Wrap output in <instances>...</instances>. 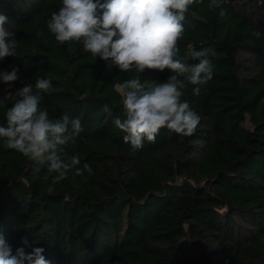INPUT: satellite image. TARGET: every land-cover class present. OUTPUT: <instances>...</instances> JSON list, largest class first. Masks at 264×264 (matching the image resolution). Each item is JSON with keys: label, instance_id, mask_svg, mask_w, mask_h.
I'll list each match as a JSON object with an SVG mask.
<instances>
[{"label": "trees", "instance_id": "obj_1", "mask_svg": "<svg viewBox=\"0 0 264 264\" xmlns=\"http://www.w3.org/2000/svg\"><path fill=\"white\" fill-rule=\"evenodd\" d=\"M209 3L191 6L178 42L181 57L190 44L215 52L200 95L191 84L183 89L201 116L194 135L161 129L134 152L113 123L123 118L114 85L164 81L170 72H121L80 42L61 45L47 21L62 0H0L18 41L16 55L0 62V70L20 69L12 91L49 79L40 109L53 121L79 118L84 129L59 152L65 161L78 156L82 174L73 169L55 184L47 162L0 138V233L13 254L26 237L50 264H264V0H225L224 17ZM11 106H0V126Z\"/></svg>", "mask_w": 264, "mask_h": 264}, {"label": "clouds", "instance_id": "obj_2", "mask_svg": "<svg viewBox=\"0 0 264 264\" xmlns=\"http://www.w3.org/2000/svg\"><path fill=\"white\" fill-rule=\"evenodd\" d=\"M224 2L210 0L208 7L221 9L219 15L224 17ZM196 3L197 0H62V6L47 21L57 42L82 43L86 52L105 61L109 69L115 66L121 72H170L164 81L142 82L136 76L114 85L121 96L123 118L117 116L113 123L125 133L123 140L134 152L143 147L145 140L155 143L161 129L190 137L200 123L201 116L189 101L182 99L183 89L186 83L191 84L195 86L193 95H200V86L213 78L210 57L215 52L190 44L181 57L178 43L183 38L184 21ZM8 21L9 17L0 12V62L14 57L18 47L14 33L5 27ZM43 35V31L37 33ZM252 35L260 38L261 32L253 31ZM19 72V67L0 70V84L7 86L0 106L12 101L5 114L7 126H0L5 147L30 161L47 162L48 172L56 174L53 184L66 179L73 169L77 175L82 174L76 167L80 164L78 156L65 161L59 155L61 146L74 142L84 131L81 120L64 114L53 121L47 111L40 109L42 94L52 88L49 79L38 77L34 86L28 84L13 92ZM103 110L111 111L107 103ZM84 170L91 174V165L85 164ZM48 191L51 193L53 188ZM21 244L23 247L13 254L0 233V264H50L43 247H32L26 237L21 238ZM27 247H31L30 252L25 250Z\"/></svg>", "mask_w": 264, "mask_h": 264}, {"label": "rangeland", "instance_id": "obj_3", "mask_svg": "<svg viewBox=\"0 0 264 264\" xmlns=\"http://www.w3.org/2000/svg\"><path fill=\"white\" fill-rule=\"evenodd\" d=\"M200 242H202L205 246H208L209 248H213L214 247L213 243H211V241H209L208 238H207V240L204 239V238L200 239Z\"/></svg>", "mask_w": 264, "mask_h": 264}]
</instances>
